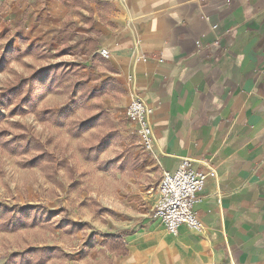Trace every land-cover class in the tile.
Wrapping results in <instances>:
<instances>
[{
    "label": "crops",
    "instance_id": "crops-1",
    "mask_svg": "<svg viewBox=\"0 0 264 264\" xmlns=\"http://www.w3.org/2000/svg\"><path fill=\"white\" fill-rule=\"evenodd\" d=\"M0 7L29 44L84 66L98 62L96 81L111 78L123 89L119 99L106 98L116 101V119L125 120L134 99L152 109V150L141 149L138 166L147 163L151 180L106 233L121 235L126 250L110 264H264V0H0ZM183 159L208 175L194 207L202 231L182 226L172 236L152 212L162 172Z\"/></svg>",
    "mask_w": 264,
    "mask_h": 264
},
{
    "label": "rangeland",
    "instance_id": "rangeland-1",
    "mask_svg": "<svg viewBox=\"0 0 264 264\" xmlns=\"http://www.w3.org/2000/svg\"><path fill=\"white\" fill-rule=\"evenodd\" d=\"M6 17L0 7V92L20 79L30 78L40 69L59 63L81 65V79H85L89 85L96 82L101 71L98 62L84 66L82 61L62 58L61 52H47L40 42L44 46L38 52L24 54L32 45L27 41L28 34L20 23L14 25L8 20L5 22ZM39 52L46 56L40 57ZM34 90V95H39L35 99L38 109H55L67 101L66 94L48 93L44 83L36 84ZM106 98L100 100L121 139L102 152L99 159L103 162L117 157L122 158V162L132 160L136 166L127 163L124 172L116 169L101 172L95 164L86 163L81 157L80 149L94 144L99 130L72 139L64 128L40 123L32 113L8 116L11 107L0 106L3 117L0 130L6 129L8 138L18 134L35 137L46 152L64 163L54 178L48 180L40 167L22 169L19 166L26 157H13L0 149V206L42 208L53 216L49 226L22 228L15 233L0 232V264H4L11 253L45 246L58 247L68 256L61 264H110L113 255L103 245L104 236L115 230L114 223L127 217L135 199L141 198V185L151 177L147 163L138 168L144 159L140 157L142 151L134 132L126 120H118L110 114L116 101ZM89 115V110L78 109L75 116L84 118ZM118 215L123 216L117 219ZM69 220L82 223V230L67 235L58 228L60 223L67 224Z\"/></svg>",
    "mask_w": 264,
    "mask_h": 264
},
{
    "label": "trees",
    "instance_id": "trees-1",
    "mask_svg": "<svg viewBox=\"0 0 264 264\" xmlns=\"http://www.w3.org/2000/svg\"><path fill=\"white\" fill-rule=\"evenodd\" d=\"M44 46L39 43L32 44L24 54L29 55L38 52ZM40 57L45 53H37ZM82 67L76 63H59L49 65L34 72L30 78L20 79L14 85L0 92V106L11 107L8 116L34 114L40 123L50 126L64 128L72 139L81 138L85 133L99 130L97 141L89 147H83L79 153L86 163L95 164L97 170L108 172L116 169L125 171L127 163L134 162L128 159L122 162L120 157L111 161L103 162L99 159L112 143L121 139L107 109L103 107L100 99L112 97L119 99L123 89L111 78L89 85L85 79H81ZM45 84L48 93H61L67 95V101L58 108L38 109L34 95L36 84ZM78 109L89 110L90 115L84 118H76ZM3 117L0 115V122ZM0 149L13 157H26L20 162L22 169L40 167L45 177L52 180L57 170L64 163L50 153L46 152L37 138L18 134L8 138L6 129L0 130ZM136 164L133 165L135 167ZM53 216L42 208L21 207L10 208L0 206V232L15 233L19 229H32L38 226H49ZM59 229L67 235H74L83 228L82 223L68 221L67 224L60 223ZM103 245L109 254L120 256L126 253L121 240V235H105ZM68 256L58 247H30L20 252L11 253L4 264H61Z\"/></svg>",
    "mask_w": 264,
    "mask_h": 264
},
{
    "label": "built area",
    "instance_id": "built-area-1",
    "mask_svg": "<svg viewBox=\"0 0 264 264\" xmlns=\"http://www.w3.org/2000/svg\"><path fill=\"white\" fill-rule=\"evenodd\" d=\"M103 60L110 55L106 49L98 51ZM152 109L139 99H134L125 109V120L134 127V134L143 151L152 150L153 134L149 126ZM207 173L194 168L192 161L183 159L173 171H163L158 185L159 198L152 217L165 231L176 236L180 227L200 233L202 223L194 210L205 189Z\"/></svg>",
    "mask_w": 264,
    "mask_h": 264
}]
</instances>
